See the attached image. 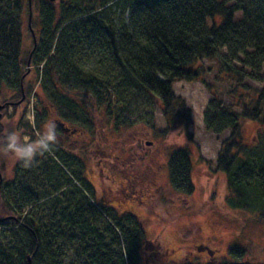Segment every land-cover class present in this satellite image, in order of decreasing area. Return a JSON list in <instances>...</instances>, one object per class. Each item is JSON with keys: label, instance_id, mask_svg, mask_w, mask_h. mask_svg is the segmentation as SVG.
Masks as SVG:
<instances>
[{"label": "trees", "instance_id": "obj_1", "mask_svg": "<svg viewBox=\"0 0 264 264\" xmlns=\"http://www.w3.org/2000/svg\"><path fill=\"white\" fill-rule=\"evenodd\" d=\"M24 11L28 22V0H0V85L12 91L0 95L5 105L0 137L8 110L14 114L29 99L33 86L26 79L34 67L41 73L38 86L62 124L93 127L90 114L68 92L88 95L104 107L115 131L131 127L133 122L120 116L130 115L131 102L145 96L161 105L166 128L155 134L165 136L176 124L191 125L190 111L172 85L204 84L203 62H213L215 78L231 86L228 102L213 97L203 114L205 132H229L215 159V171L225 178L224 202L264 221V88L244 83L264 79V0H58L57 6L42 1L40 35L35 46L31 35L26 50ZM237 12L242 19L235 23ZM46 114L44 108L36 111L35 132L24 127L20 135L35 140ZM241 120L261 126L252 144L243 142ZM48 153L38 154L29 168L20 161L14 168L15 179L31 175L41 184V196L25 190L10 199L1 184L0 236L6 228L10 233L0 263L28 264L30 258V264H141L147 242L137 218L96 205L78 156L58 144L52 156ZM168 180L176 193L193 194L184 148L170 154ZM38 209L46 212L43 221ZM208 253L205 262L184 258L177 264H250L238 248H229L222 261Z\"/></svg>", "mask_w": 264, "mask_h": 264}, {"label": "rangeland", "instance_id": "obj_2", "mask_svg": "<svg viewBox=\"0 0 264 264\" xmlns=\"http://www.w3.org/2000/svg\"><path fill=\"white\" fill-rule=\"evenodd\" d=\"M42 1L55 6L58 4V0L30 2V28L36 39L41 29L38 10ZM22 19V47L26 50L30 47L31 33L25 11ZM241 19L240 12L234 14L235 23ZM206 25L210 27L209 20H206ZM236 66L241 67L238 63ZM203 67L206 70L204 84L176 82L172 85L174 95L190 111L191 125L187 129L176 124L165 136L156 135L155 132H163L166 128L162 107L148 97L138 96L131 102L130 115L122 113L120 116L133 124L115 131L104 107L88 95L79 93L73 99L90 114L92 130L80 127L74 135L57 136L58 145L81 159L83 176L92 185L96 205L111 209L117 215L131 213L140 222L147 242L141 251V264H174L172 261L177 264V260L184 258L205 262L210 258L208 251L222 261L227 260L229 248L243 250L250 264H264V221L256 222L249 213L226 206L225 178L215 171L216 155L228 139L229 132L215 135L203 129V114L208 102L215 97L227 103V92L231 86L229 82L215 78L217 69L213 62L204 61ZM41 68L42 65L38 66L39 70ZM36 70L35 67L30 69L26 79L33 86L28 101L14 114L9 109L8 117L2 119L3 134L9 131L20 134L24 127L29 132L34 131L31 120L35 104H38L39 113L42 108L49 110L47 122L56 119L57 112L49 108L38 86L41 73L37 74ZM244 83L259 90L264 88V79L262 82L246 79ZM11 94L12 91L0 85L1 97ZM32 94L34 100H31ZM240 123L243 142L252 144L261 126L245 120ZM151 125L154 129L150 128ZM22 137L29 139L28 136ZM180 148L189 152L194 186L191 196L176 193L169 185L168 159L173 151ZM48 155L52 156V153ZM17 161L14 155L0 151V176L8 198L25 190L41 196L44 190L31 175L15 179ZM37 216L43 221L46 212L38 209ZM6 229L8 232L0 236V251L4 255L8 253L6 243L10 233V228Z\"/></svg>", "mask_w": 264, "mask_h": 264}, {"label": "clouds", "instance_id": "obj_3", "mask_svg": "<svg viewBox=\"0 0 264 264\" xmlns=\"http://www.w3.org/2000/svg\"><path fill=\"white\" fill-rule=\"evenodd\" d=\"M57 124L54 120L44 125L42 133L37 134L35 140L22 137L16 131L6 132L0 137V151L12 154L22 162V166L29 168L33 166L35 158L43 152H51L58 139L56 135Z\"/></svg>", "mask_w": 264, "mask_h": 264}, {"label": "flooded vegetation", "instance_id": "obj_4", "mask_svg": "<svg viewBox=\"0 0 264 264\" xmlns=\"http://www.w3.org/2000/svg\"><path fill=\"white\" fill-rule=\"evenodd\" d=\"M36 94V93H35ZM66 95L67 96H69V97H71V98H75L76 99V95H79V93H74V92H68V93H66ZM25 103V102H24ZM37 106H38V104H35V111H38L37 110ZM50 109H54L55 111H56V108H54V107H49ZM49 112V110L47 111V113ZM54 121L56 122V124H57V129L60 131V132H56V134H57V136H59L60 134H62V135H74L75 133H77L76 131H77V129H73L71 126H69V125H65V124H62L61 122H60V120H59V117L57 116V113H56V119H54ZM58 123H61L62 125H63V127H64V129H67L68 130V132H63V130L61 129V128H59V126H58ZM56 129V130H57ZM73 132V133H72ZM101 206V205H100ZM102 207V206H101ZM104 207V206H103ZM102 207V208H103Z\"/></svg>", "mask_w": 264, "mask_h": 264}, {"label": "water", "instance_id": "obj_5", "mask_svg": "<svg viewBox=\"0 0 264 264\" xmlns=\"http://www.w3.org/2000/svg\"><path fill=\"white\" fill-rule=\"evenodd\" d=\"M28 10H29V13H28V29L30 30V33L32 35V40H33L34 46H35L36 45V39H35L33 31L30 28V20H31V4H30V0H28ZM4 107H5V105H2L0 103V119H1V116H2L1 112L4 109ZM58 126H59V128H61L63 130V132H65V133L68 132L67 129H64V127H63V125L61 123H58ZM147 144H150V143H147ZM1 184H2V178L0 176V189H1ZM28 264H30V258L28 259Z\"/></svg>", "mask_w": 264, "mask_h": 264}, {"label": "built area", "instance_id": "obj_6", "mask_svg": "<svg viewBox=\"0 0 264 264\" xmlns=\"http://www.w3.org/2000/svg\"><path fill=\"white\" fill-rule=\"evenodd\" d=\"M32 118H33V109H32Z\"/></svg>", "mask_w": 264, "mask_h": 264}, {"label": "bare ground", "instance_id": "obj_7", "mask_svg": "<svg viewBox=\"0 0 264 264\" xmlns=\"http://www.w3.org/2000/svg\"><path fill=\"white\" fill-rule=\"evenodd\" d=\"M1 114H2V112H1Z\"/></svg>", "mask_w": 264, "mask_h": 264}]
</instances>
